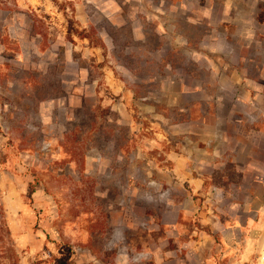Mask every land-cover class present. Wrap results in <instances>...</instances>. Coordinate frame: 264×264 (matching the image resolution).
Here are the masks:
<instances>
[{
	"label": "rangeland",
	"instance_id": "374dc122",
	"mask_svg": "<svg viewBox=\"0 0 264 264\" xmlns=\"http://www.w3.org/2000/svg\"><path fill=\"white\" fill-rule=\"evenodd\" d=\"M0 128V264H264V0H0Z\"/></svg>",
	"mask_w": 264,
	"mask_h": 264
},
{
	"label": "trees",
	"instance_id": "16d2710c",
	"mask_svg": "<svg viewBox=\"0 0 264 264\" xmlns=\"http://www.w3.org/2000/svg\"><path fill=\"white\" fill-rule=\"evenodd\" d=\"M73 27L71 26V32H73V33H71L70 35H69V39L70 40H74V36L75 35H77L78 37H81V38H86V39H88L90 42H91V44L93 45V46H99V47H101V48H105V43H104V41L103 40H101L95 33H93L92 31H90V30H86V29H76L75 31H72L73 29H72ZM0 133H1V128H0ZM36 190H37V185H36V183L35 182H33V181H31V182H29V185H28V196H29V198H30V202L31 203H33V200H34V198H33V195H34V193L36 192ZM0 205H1V208H2V213L4 214V210H3V202H2V200H1V197H0ZM8 233H9V231H8ZM14 255H15V257H16V259H15V262H14V264H19V261H18V258H17V253H16V251L14 250Z\"/></svg>",
	"mask_w": 264,
	"mask_h": 264
}]
</instances>
